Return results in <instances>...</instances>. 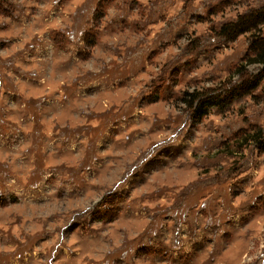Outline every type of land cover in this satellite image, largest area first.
<instances>
[{
  "label": "rangeland",
  "instance_id": "374dc122",
  "mask_svg": "<svg viewBox=\"0 0 264 264\" xmlns=\"http://www.w3.org/2000/svg\"><path fill=\"white\" fill-rule=\"evenodd\" d=\"M263 4L0 0V264H264Z\"/></svg>",
  "mask_w": 264,
  "mask_h": 264
},
{
  "label": "trees",
  "instance_id": "16d2710c",
  "mask_svg": "<svg viewBox=\"0 0 264 264\" xmlns=\"http://www.w3.org/2000/svg\"><path fill=\"white\" fill-rule=\"evenodd\" d=\"M264 23V4L247 14L240 15L233 22L221 25L219 34L233 39L243 33H250L249 54L246 65L261 64L264 66V37L259 35V26ZM263 76L256 75L238 85L226 86L220 91L210 88L204 91H192L186 95V104L194 119H201L210 107H223L233 99L250 94L256 89ZM252 134L250 137L255 138Z\"/></svg>",
  "mask_w": 264,
  "mask_h": 264
}]
</instances>
